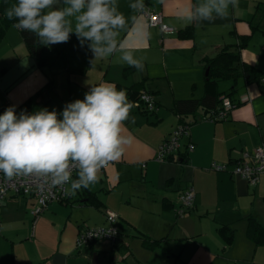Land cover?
Wrapping results in <instances>:
<instances>
[{"label":"crops","instance_id":"obj_1","mask_svg":"<svg viewBox=\"0 0 264 264\" xmlns=\"http://www.w3.org/2000/svg\"><path fill=\"white\" fill-rule=\"evenodd\" d=\"M135 2L115 0L127 23L118 30L117 50L93 64L89 42L81 46L74 34L67 43L48 46L51 58L43 67L28 54L19 29L9 27L0 41V114L9 106H15L17 114L46 108L57 82L48 70L55 63L69 75L71 102L72 91L85 94L91 87L113 83L127 93L143 83L157 107L148 118L142 106L132 104L123 132L131 142L121 158L102 167L97 183L67 201L51 202L34 218L29 212L33 198L9 194L0 205V264H264V245L256 246L247 235L249 216L264 225V173L250 185L229 171L209 168L213 161L231 167L241 150L264 146V90L259 83L239 78L230 96L236 105L225 119L206 120L209 112L202 108L183 115L191 123L189 136L181 139L167 161L154 159L158 146L180 121L172 110L176 100L227 92L219 85L229 80L212 89L205 85L207 58L225 46L243 44L240 60L264 71V0H238L226 19L200 24L182 16L184 9L202 0H143L162 13L172 29L167 33L149 26L138 9H131ZM64 6L58 0L53 7ZM258 6L262 8L257 10ZM69 19L74 28L75 18ZM181 31L189 36L180 37ZM121 47L143 62V70L120 59ZM45 86L34 102L22 106ZM127 98L131 102L128 93ZM188 142L194 144L190 151ZM188 186L195 189L194 206L179 215V195ZM140 187L147 196L132 204L126 195ZM106 211L117 213L115 244L98 240L76 248L80 230L108 225ZM221 226L233 230L230 243L219 233Z\"/></svg>","mask_w":264,"mask_h":264},{"label":"clouds","instance_id":"obj_2","mask_svg":"<svg viewBox=\"0 0 264 264\" xmlns=\"http://www.w3.org/2000/svg\"><path fill=\"white\" fill-rule=\"evenodd\" d=\"M17 0L5 9L14 28L36 35L45 46L67 43L75 35L81 46L89 42L93 60L111 56L117 50V36L127 18L118 11L115 0ZM144 7L143 0L129 5ZM238 0H202L183 10L182 18L197 24L226 19L229 7ZM76 20L75 27L72 20ZM120 59L137 70L143 62L132 51L120 48ZM132 103L123 89L113 83L91 87L83 99L67 103L62 112L41 108L17 114L9 106L0 114V172L7 180L37 177L50 180L51 187L70 185L66 196L75 195L99 181V170L119 160L131 137L123 135ZM76 168V178L72 168ZM2 190V189H0Z\"/></svg>","mask_w":264,"mask_h":264},{"label":"built area","instance_id":"obj_3","mask_svg":"<svg viewBox=\"0 0 264 264\" xmlns=\"http://www.w3.org/2000/svg\"><path fill=\"white\" fill-rule=\"evenodd\" d=\"M141 8L137 5L138 12L146 19L149 26L158 27L162 32H170L172 29L164 22L163 15L160 11L143 4ZM140 103L144 106L147 112H154L156 102L152 94L142 91L140 94ZM137 103V102H136ZM234 103L228 98L222 97L221 103L216 111L205 116L204 119L210 121H218L225 119L229 111L234 107ZM189 136V125L187 123L177 124L169 135L158 146L154 159L158 162L167 161L180 147L181 139ZM194 144L188 142L186 145L187 151L192 150ZM144 167V163H142ZM209 168L213 171L224 172L229 171L232 175L245 180L250 185H255L260 174L264 173V146H257L252 150L243 149L240 155L232 162L231 167L227 164L213 161ZM76 174V168H72V177ZM47 178L37 177L35 174L29 177H15L12 180H7L3 173L0 172V205L9 194H18L31 197L35 200V204L30 208V215L34 218L41 215L48 205L53 201H64L67 196L69 185L51 187L50 180L45 182ZM195 189L193 186H188L179 195L180 207L177 210L179 215L184 214L187 210L194 206ZM105 217L108 225L99 227H86L79 231L75 247L81 248L88 245L92 241L103 240L115 243L119 236L117 226L114 221L117 214L112 211H106Z\"/></svg>","mask_w":264,"mask_h":264},{"label":"trees","instance_id":"obj_4","mask_svg":"<svg viewBox=\"0 0 264 264\" xmlns=\"http://www.w3.org/2000/svg\"><path fill=\"white\" fill-rule=\"evenodd\" d=\"M16 2L17 0H0V41L4 37L8 28L15 23L14 20H8L6 18L5 9L7 7H10L12 4ZM262 7L258 6L257 10L261 9ZM19 31L27 48L28 54L36 59L39 66L43 67L46 64H48V60L49 58H51L48 52V46L41 44L35 34L27 31H21V30ZM179 36L186 37L189 35L181 31L179 32ZM241 46H243V44L225 46L219 51V53L215 57L207 58L205 61V69L208 68V74L205 76V85L208 88L212 89V88H216L220 81L229 80L232 82L229 92L221 91V92H217L216 95H212L209 92H206L201 98H187V99L176 100L174 107H172V110L180 118L179 123H187L190 127L191 123L183 120L182 119L183 115L194 113L199 108L204 109V111H207L209 112L208 114H210L211 112L216 111V109L219 107L222 97H226L231 102H233L230 96L235 93L237 81L240 77L244 78L246 83H252V82L259 83L261 89L264 90V71L259 70L255 66L249 65L240 60ZM46 87L47 86L42 87L33 96L28 98L22 104V106L28 105L29 104L28 102L30 101L34 102L37 96L44 89H46ZM143 87H144L143 83H137L132 87H130L127 93L129 94V98L132 104H135L138 107L142 106L144 112H147L144 106L142 105V103H140V99H139L141 92L146 91L143 89ZM146 92L152 94L150 91H146ZM234 105L236 104L234 103ZM90 194H94V193L90 192ZM67 198L65 199L66 201ZM93 199L95 201V206L99 207L100 202L95 197V195H93ZM247 219H248V227H247L248 237L254 242L256 246L264 245V225H262L256 219V217L252 215L249 216ZM218 231L222 235V237H224V240L227 243H230L233 237V230L230 227L221 226L218 228ZM93 242L94 241H92L91 243Z\"/></svg>","mask_w":264,"mask_h":264},{"label":"rangeland","instance_id":"obj_5","mask_svg":"<svg viewBox=\"0 0 264 264\" xmlns=\"http://www.w3.org/2000/svg\"><path fill=\"white\" fill-rule=\"evenodd\" d=\"M12 27H13V25H12ZM58 66H59V64L55 63L51 67V69H48L51 72L55 73L54 78H55V80H57V82H56V86L54 88V91L50 92L51 101L46 106V108L49 111H52V110L55 109L58 113H60V112H62L63 108L67 105V103L71 102V100H69L70 99L69 89H70V86H71L72 83L69 82L68 73L66 71H64L61 67H58ZM71 79H72V81L77 80L73 76L71 77ZM238 82L240 83V79H238ZM239 83H238V85H239ZM231 85H232V82L230 83V81H224V82L220 83L219 87H220L221 90L223 89V90H226V91L229 92V89H230ZM84 95L85 94L81 93L80 91H72L73 101L76 100V99L84 98ZM146 116L148 118H152L153 117L151 112H147ZM146 116H143V118H145ZM130 193H131V191L128 192L126 196H127V198L130 197L131 200L133 201L132 204H135V205H138L142 201L143 197L147 196L145 194V192H143V187H140L139 189H137V191H135V192H133L131 194ZM21 199H23V198H21ZM133 208H135V207H133ZM112 212H114V211H112ZM104 216H105V214H104ZM114 225H116V220L114 221ZM109 243L112 244L111 242H109ZM115 264H117V262Z\"/></svg>","mask_w":264,"mask_h":264},{"label":"water","instance_id":"obj_6","mask_svg":"<svg viewBox=\"0 0 264 264\" xmlns=\"http://www.w3.org/2000/svg\"><path fill=\"white\" fill-rule=\"evenodd\" d=\"M207 74H208V68L205 70V75H207ZM96 259H97V257L94 255L93 256V262L96 261Z\"/></svg>","mask_w":264,"mask_h":264}]
</instances>
